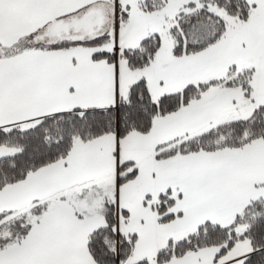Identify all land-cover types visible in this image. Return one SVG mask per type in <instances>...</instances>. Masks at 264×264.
<instances>
[{
  "label": "snow or ice",
  "instance_id": "obj_1",
  "mask_svg": "<svg viewBox=\"0 0 264 264\" xmlns=\"http://www.w3.org/2000/svg\"><path fill=\"white\" fill-rule=\"evenodd\" d=\"M0 264H264V0H0Z\"/></svg>",
  "mask_w": 264,
  "mask_h": 264
}]
</instances>
